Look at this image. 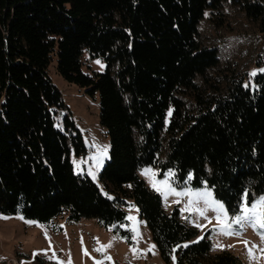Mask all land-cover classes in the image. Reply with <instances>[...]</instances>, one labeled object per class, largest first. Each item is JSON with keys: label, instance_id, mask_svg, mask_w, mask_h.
Here are the masks:
<instances>
[{"label": "trees", "instance_id": "trees-1", "mask_svg": "<svg viewBox=\"0 0 264 264\" xmlns=\"http://www.w3.org/2000/svg\"><path fill=\"white\" fill-rule=\"evenodd\" d=\"M226 4L264 34V0H0V215L45 225L94 219L131 243L119 226L131 201L166 264H243L227 251L211 255L208 233L193 242L197 231L178 208L164 211L138 176L142 167L171 170L174 189L205 185L229 213L245 193L248 203L264 193V74L252 88L246 75L231 77L224 94L195 82L218 64L198 26L208 15L223 27ZM86 58L105 70L85 72ZM54 60L65 82L98 96L110 142L99 179L111 198L73 172L71 155L87 150L71 114L59 117L65 105L47 73Z\"/></svg>", "mask_w": 264, "mask_h": 264}, {"label": "rangeland", "instance_id": "rangeland-1", "mask_svg": "<svg viewBox=\"0 0 264 264\" xmlns=\"http://www.w3.org/2000/svg\"><path fill=\"white\" fill-rule=\"evenodd\" d=\"M221 15L223 27L217 25L211 19L212 16L208 15L198 26L199 41L205 46L216 48L218 64L209 69L203 77H196L195 82L208 93L213 91L211 85H215L219 94H224L231 77L246 75L243 83L252 88L253 76L250 74L254 71L264 74L259 71L264 69V57L261 56L264 53V34L259 31V26L248 20L239 9L226 4L222 7ZM86 61L89 68L84 66L85 72H103L106 68L101 60L86 58ZM55 66L56 60L49 65L47 73L65 105L59 117H62L64 112L71 114L87 150L84 155H71L73 172L88 176L104 196L111 198V194L99 179V172L109 157L110 142L99 124L98 96L90 97L82 88L65 82L57 74ZM180 99L186 109L192 112L196 110L189 94H181ZM91 150L96 153L91 154ZM146 169H151L154 175H142V171ZM169 173H172L171 170L160 176L157 169L142 167L138 176L150 189L160 194L164 211L178 208L180 220L197 231L193 242L208 233L211 255L227 251L237 256L243 264H264V251H261L264 249V242L259 235L260 229L254 230L248 224L241 223L231 225V230L239 231V235L220 234L221 225L217 223V212L209 208L204 212V216L199 215L196 209L205 208L202 201L194 204L191 209L188 207L189 201L197 199L194 193L204 191L207 187L203 185L176 190L170 184ZM166 179L176 193L187 192L189 195L168 194L165 198L153 188L152 182ZM207 190L218 201L211 189ZM260 196H264V193L254 197L251 202ZM251 202H247L249 206ZM128 203L125 208L127 221L119 226L121 230L129 231L131 243L114 233L113 228H99L94 219L68 223L65 219L58 218L45 225L27 220L20 214L0 215V263L5 261V264H38V259H42L44 264H166L160 257L145 221L139 218L137 207L131 201ZM241 204L235 213H229L224 206L227 213L226 223L230 222L233 216L242 214ZM128 217L133 219L129 220ZM249 251L255 259L250 257ZM171 264H175L173 258Z\"/></svg>", "mask_w": 264, "mask_h": 264}, {"label": "snow or ice", "instance_id": "snow-or-ice-1", "mask_svg": "<svg viewBox=\"0 0 264 264\" xmlns=\"http://www.w3.org/2000/svg\"><path fill=\"white\" fill-rule=\"evenodd\" d=\"M261 72H264V69L259 70ZM257 73L254 71L251 73V76H255ZM245 87H248V85H245ZM142 175H154L152 173L151 169L143 170ZM169 176L173 175L172 173L168 174ZM192 179L191 175L188 177V181L190 182ZM153 188L160 192L162 195L167 197L168 194H174V195H189L187 192L182 193H176L173 188H171L168 185L167 179L165 181H153L152 182ZM160 185V186H158ZM194 195L197 197L194 201H189V209L192 208L194 204H198L201 201L205 205L204 209H196L198 211V214L201 216H204V212L207 211L209 208L211 210L217 212V223L221 225L220 227V234L224 235H239V231H232L231 225H239L241 223H246L249 226H251L254 230L260 229L259 235L261 237L262 242H264V196H260L255 201L251 202L250 206L247 203V193L244 194V203L241 204V215H235L232 217L230 222H225V218L227 217V213L224 209V205L218 201H216L212 193L205 188L204 191H198L194 193ZM188 210V209H186ZM206 218V217H205ZM129 220H132L133 217H128ZM135 232V230L133 229ZM137 238H138V234ZM247 244V242H245ZM110 246V245H109ZM255 247V246H253ZM97 251H101V249H96ZM261 251H264V249H261ZM250 257L255 259L254 256H252V252L249 251ZM59 264V262H58Z\"/></svg>", "mask_w": 264, "mask_h": 264}]
</instances>
